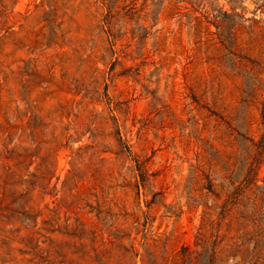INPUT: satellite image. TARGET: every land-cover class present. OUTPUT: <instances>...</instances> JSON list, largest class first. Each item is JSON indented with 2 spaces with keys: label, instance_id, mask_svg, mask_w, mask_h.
<instances>
[{
  "label": "rangeland",
  "instance_id": "374dc122",
  "mask_svg": "<svg viewBox=\"0 0 264 264\" xmlns=\"http://www.w3.org/2000/svg\"><path fill=\"white\" fill-rule=\"evenodd\" d=\"M170 1L138 0L129 22L114 21L116 47L109 44L96 0H58L64 40L59 32L52 36L56 28L46 27L35 12V5L44 2L46 8L49 0L17 2L14 10L29 17L23 31L15 28L3 40V101H34L38 95L37 101L87 105L80 113L81 143L70 146H93L96 135L95 151L107 152L98 164L99 197L106 202L100 215L86 214L70 197L51 196L53 180L50 194L33 200L32 212L0 211V264H264V198H241L251 141L262 132L264 97V60L246 51L251 24L241 18V7L250 19L261 2L236 0L230 11V0H184L182 9L169 11ZM216 10L221 20H214ZM255 14L264 20L260 10ZM25 31L49 35L43 55L64 54L51 75L21 62L39 52L26 53ZM106 104L116 109L123 139L146 165L139 191L117 177L123 159H116L119 147L109 123L99 118L92 124V107L106 116ZM68 155L64 150L58 156L57 190L69 169ZM58 203L60 227L50 211ZM74 212L85 223L82 234L64 230ZM95 230L112 241L98 248L102 260L93 253L99 244V238L93 243ZM66 254L64 260L60 255Z\"/></svg>",
  "mask_w": 264,
  "mask_h": 264
},
{
  "label": "trees",
  "instance_id": "16d2710c",
  "mask_svg": "<svg viewBox=\"0 0 264 264\" xmlns=\"http://www.w3.org/2000/svg\"><path fill=\"white\" fill-rule=\"evenodd\" d=\"M18 1L0 0V57L3 40L8 36H14L16 33L15 28L23 31V28L26 27L24 23L29 17L28 13L23 15L14 10ZM137 1L96 0V3L100 5L99 10H101V13L99 16L102 17L103 28L107 29L106 32L109 36L111 47L117 46V40L111 34L114 21L129 22L130 15L135 9ZM195 2L197 3V0ZM235 2L236 0L229 1L231 4L230 11H234ZM258 2H261V4L256 7L253 17L250 19L244 17L247 12L246 7H241L243 13L241 18L251 24L248 28L250 31L247 30L245 33L247 41L246 51L257 54L261 60H264V20L255 18L257 10L264 13L262 11L264 0H256V4ZM48 3L47 9L44 2L35 5V12L39 13L41 22L45 23L46 27L52 25L56 28L57 33H52V36L57 38L59 32V37L64 40V33L61 30L65 16L64 13L61 14L63 5L58 0H49ZM181 3H184V0H171L169 2V11L170 9L179 11L182 9ZM189 4L193 5L194 3L189 1ZM216 13L218 15L213 16L214 20H221L223 16L220 15V10H216ZM223 15L224 17H231L226 12ZM205 18L207 19V17ZM221 24L223 23L221 22ZM46 38H49L47 33L25 31L21 41L24 40L28 44L26 53L30 55L35 49H39V52L36 58L30 59L28 62L21 60V62L26 66L28 63L29 66L39 72H46L51 75V71L56 66L55 60L58 59L59 63L63 64L62 58L64 54L59 56V58L58 54L43 55L45 50L50 49L49 44H43ZM253 41L258 42L256 49L249 47ZM43 46L45 48H42ZM58 46L63 48L62 45ZM257 55L256 57H258ZM2 66V61H0V211L7 214L20 215L32 212L34 210L32 203L35 197L37 195H42L43 197L49 195V188L52 181L55 180L51 189L52 197L59 195V201H62V197H70L78 210L88 209L86 214L95 213L96 216L100 215L106 201L99 197L103 176L98 164L107 160L104 157L107 152L100 151L97 153L95 151L97 147L95 146L97 144L94 143L96 135L92 136L93 146L80 145L75 149L70 146L73 142L81 143L83 133L80 126V113L84 112L88 106L79 101H37L38 95L34 101H3L5 79ZM105 110L106 116H103L104 110L97 113L96 109L92 107L90 110L93 119L92 124L99 118L104 119L107 125L109 123V128L112 129L119 147V153H115L116 159H123L121 169L117 172V177L123 181L128 179V183H134V188L139 191V187L146 180V165L143 161H140L138 155L131 151V147L123 139L121 127H119L118 119L115 116L117 111L114 106L106 104ZM259 116L262 132L256 143L251 141L252 151L248 156L246 170L241 183V198L246 200L264 198V178H260V169L264 163V97ZM64 150H69V169L60 189L57 190V182L59 180L56 174L58 156ZM128 162L133 165L128 166ZM107 205L111 207V201H108ZM50 211L52 218L55 217V225L60 227L62 224L59 203ZM77 215L78 213L74 212L75 218L71 224L68 223L70 217L65 220V231L73 230L81 234L85 232V223ZM93 229H96V227L93 226ZM51 233L53 235H65L64 232L59 230H53ZM96 233H98V230L93 231L94 244L96 239L99 238V234ZM77 240H80L77 243L83 244L80 236L77 237ZM127 240L130 251L134 250V239L129 235ZM98 242L99 244L95 247L93 253L95 258L102 260L103 257L100 255L98 248L111 245L112 241L101 236ZM50 243L56 245L54 240H50ZM53 255L59 254L54 250ZM60 256L67 260L69 255ZM100 264H109V261H103Z\"/></svg>",
  "mask_w": 264,
  "mask_h": 264
}]
</instances>
